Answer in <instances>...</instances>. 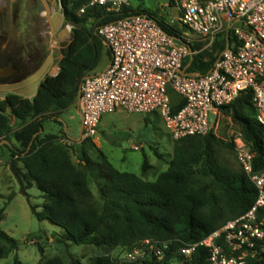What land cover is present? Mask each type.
<instances>
[{
	"label": "trees",
	"instance_id": "trees-1",
	"mask_svg": "<svg viewBox=\"0 0 264 264\" xmlns=\"http://www.w3.org/2000/svg\"><path fill=\"white\" fill-rule=\"evenodd\" d=\"M59 2L65 22L73 29L71 41L62 50L58 74L42 80L34 101L17 94L0 100V143H10L0 148L10 152L9 165L21 191L26 195L36 187L42 193V212L31 205L37 219L62 229V243L90 245L105 251L85 264H118L111 255L115 250H129L145 239H156L171 242V251L176 252L244 214L256 199V187L241 169H233L218 160L217 146L234 150V144L220 140L213 133L175 141L169 167L155 181L117 170L101 152L96 160L83 153L77 165L71 159L65 139L59 134L45 133L46 122L61 125V115L76 105L82 78L99 66L103 52L111 59L109 48L91 29L93 22L99 20L98 24L102 25L144 13L154 18L171 37L179 39L184 31L143 7L129 6L121 14L111 16L94 8L79 15L83 2ZM202 46L195 42L192 49L196 51ZM225 48V40H216L212 51L194 55L189 71L207 73ZM188 63L189 59L184 66ZM184 104L182 99L171 105V113L176 114ZM222 111L240 126L255 155V171L263 170L264 129L256 119L252 91L242 92ZM155 153L159 159L164 158ZM151 169L145 157L143 177ZM91 182L97 187L98 200ZM13 197L14 194L9 196V200ZM6 206L0 208V222L5 217ZM37 245L41 254L39 264H83L79 260L65 262L60 257L46 259L45 248ZM20 246L19 241L0 230V260L18 251ZM142 264L159 263L149 259ZM191 264H210L205 247L197 250ZM249 264H264V250Z\"/></svg>",
	"mask_w": 264,
	"mask_h": 264
},
{
	"label": "built area",
	"instance_id": "built-area-1",
	"mask_svg": "<svg viewBox=\"0 0 264 264\" xmlns=\"http://www.w3.org/2000/svg\"><path fill=\"white\" fill-rule=\"evenodd\" d=\"M83 2L78 14L100 8L108 16L119 15L130 0H72ZM185 28L181 38L169 36L148 14H137L91 29L111 52L105 70L87 73L79 85L80 141L98 134L102 117L123 110L130 114L158 112L172 139L217 134L222 108L247 90L252 91L256 119L264 129V0H172ZM68 29H73L71 24ZM203 44L193 51L194 41ZM232 38V42L230 41ZM225 40L207 73H186L184 63L196 53L212 51L216 40ZM170 91L184 99L171 113ZM216 113V122L210 120ZM224 119V117H223ZM238 165L255 185L253 205L227 221L203 240L171 251V242L145 239L125 250L118 264H191L200 247L208 251L210 264H249L264 250V169L255 171V155L241 129L231 133ZM137 149V147H135Z\"/></svg>",
	"mask_w": 264,
	"mask_h": 264
},
{
	"label": "rangeland",
	"instance_id": "rangeland-1",
	"mask_svg": "<svg viewBox=\"0 0 264 264\" xmlns=\"http://www.w3.org/2000/svg\"><path fill=\"white\" fill-rule=\"evenodd\" d=\"M15 4H6L0 8V31L6 40L7 48L11 51L12 61H15V72L21 75L33 73L35 87L46 76L55 74L62 58V50L69 44L72 37V28L68 29L62 14L59 0H18ZM133 8L143 7L166 20L167 23L176 25L181 30L179 23L180 12L172 0H130ZM1 28H4L1 29ZM189 38L196 41L192 35ZM106 52L101 56L99 66L93 71L101 72L109 64ZM45 62L47 66L44 67ZM19 81L21 78H18ZM17 79V80H18ZM17 80H14L15 82ZM19 82L16 87L21 93L29 90L22 88ZM171 105L178 104L182 98L170 91ZM224 116L219 132L215 135L222 141L230 143L231 132L240 129L233 118L221 111ZM216 113H211L210 120L216 122ZM61 125L53 121L45 123V133L59 134L65 139L72 161L79 164L80 156L86 153L91 159H98L100 152L119 171L132 173L148 181L156 178L169 167L173 156L175 141L167 130L163 119L158 112L142 115L130 114L123 110L106 114L102 117L103 125L99 126L97 136L100 138L101 147L98 148L94 139L78 140L81 132V115L74 107L65 111L60 118ZM14 130L17 129L13 121ZM78 140V141H77ZM142 146L134 150L133 146ZM155 151L163 155V159L156 156ZM218 160L239 170L234 150L217 146ZM147 158L152 169L145 177L142 175L144 158ZM10 162V152L7 148H0V208L6 204L5 217L0 222V230L8 233L20 242V249L0 260V264H36L41 259L37 244L45 248V258L60 257L65 262L83 260L88 255L93 258L105 251L87 245H73L60 242L63 230L52 225L49 221H40L32 211L31 205L42 212L44 199L42 193L33 187L25 195L21 185L14 176ZM91 190L98 200V190L91 182ZM14 197L9 200V196ZM96 252H93V251ZM111 255L119 262L124 249L115 250ZM90 258V259H91ZM86 259V261H90ZM130 264V263H124Z\"/></svg>",
	"mask_w": 264,
	"mask_h": 264
},
{
	"label": "crops",
	"instance_id": "crops-1",
	"mask_svg": "<svg viewBox=\"0 0 264 264\" xmlns=\"http://www.w3.org/2000/svg\"><path fill=\"white\" fill-rule=\"evenodd\" d=\"M18 2H19L18 0H0V8L2 5L5 6L6 4H15ZM183 33H184V31H183ZM0 35H1V32H0ZM195 42H198V41L196 40V41H194V43ZM5 43H6V40L0 37V100H4L6 98V96L9 94H17V95H20L24 98H29V99L35 97V95L38 91V88H39V87L38 88L35 87L36 86L35 85V83H36L35 82V79H36L35 75L33 73H30V74L25 73V75L24 74L19 75L18 73L15 72V69L12 67L11 64L7 65V61L9 59H11V55L9 54V52H11V51L7 48V44H5ZM199 43H201V42H199ZM192 61H193V59L190 58L188 65L184 66L186 73H189V74L194 73L192 71H189V67L191 66ZM47 63L48 62H45L44 67L47 66ZM58 72H59V65H58L57 72L51 76H56L58 74ZM18 78H21V80L19 81ZM14 80H17V81L15 82ZM19 82L23 83V86H22L23 89L29 90L27 93H21V91H20L21 89L16 87V84H18ZM41 82H42V80L40 81V83ZM18 89H20V90H18ZM78 104H79V100H77V103L75 105V108L77 109V111L79 109ZM218 117H222V121H223L224 116L222 115L221 112L219 113ZM100 125H103V123L100 122ZM94 142L98 148L101 147L100 138L98 136L95 137ZM135 147H137V149ZM133 149L139 150V149H142V146H135L134 145ZM88 246L90 247V245H87V247ZM92 247H94V246H92ZM93 252H96V251H93ZM113 252H116V251H113ZM90 258L91 257L88 255V257H83V260H79V261L81 263L85 264L88 262V261H86V259H90ZM40 260H38V262L36 264H39Z\"/></svg>",
	"mask_w": 264,
	"mask_h": 264
},
{
	"label": "water",
	"instance_id": "water-1",
	"mask_svg": "<svg viewBox=\"0 0 264 264\" xmlns=\"http://www.w3.org/2000/svg\"><path fill=\"white\" fill-rule=\"evenodd\" d=\"M30 100H31V101H34V97L31 98ZM78 108H79V104H78ZM78 113L81 115L79 109H78ZM42 132H43V131L41 130L40 133H42ZM80 135H81V132H80ZM78 140H80V136H79ZM78 140H77V141H78ZM0 145H10V143H9L8 141H3V142L0 143ZM84 163H85V162H84Z\"/></svg>",
	"mask_w": 264,
	"mask_h": 264
},
{
	"label": "flooded vegetation",
	"instance_id": "flooded-vegetation-1",
	"mask_svg": "<svg viewBox=\"0 0 264 264\" xmlns=\"http://www.w3.org/2000/svg\"><path fill=\"white\" fill-rule=\"evenodd\" d=\"M1 29L4 30V28H1ZM0 32H1V31H0ZM3 33H4V32H1V35H0L1 38H3ZM9 64H11L12 67H13L14 69L16 68V63H15V61H12V59H9V60L7 61V65H9ZM19 75H20V74H19Z\"/></svg>",
	"mask_w": 264,
	"mask_h": 264
}]
</instances>
